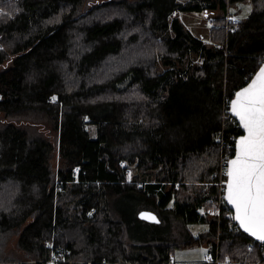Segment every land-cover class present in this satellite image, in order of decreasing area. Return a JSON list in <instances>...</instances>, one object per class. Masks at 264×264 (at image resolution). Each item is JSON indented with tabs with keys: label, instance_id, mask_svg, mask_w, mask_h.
<instances>
[{
	"label": "trees",
	"instance_id": "obj_1",
	"mask_svg": "<svg viewBox=\"0 0 264 264\" xmlns=\"http://www.w3.org/2000/svg\"><path fill=\"white\" fill-rule=\"evenodd\" d=\"M246 3L245 18L217 29ZM0 9V264H174V251L201 247L219 264H264V245L225 205L207 214L241 135L229 105L264 62V0ZM181 13L213 26L198 37ZM171 217L181 240L163 237ZM190 225L207 227L194 236Z\"/></svg>",
	"mask_w": 264,
	"mask_h": 264
},
{
	"label": "snow or ice",
	"instance_id": "obj_2",
	"mask_svg": "<svg viewBox=\"0 0 264 264\" xmlns=\"http://www.w3.org/2000/svg\"><path fill=\"white\" fill-rule=\"evenodd\" d=\"M230 109L246 135L236 141L235 158L228 161L226 199L235 208L233 219L264 244V67L247 87L235 93ZM141 217L156 219L149 213H141Z\"/></svg>",
	"mask_w": 264,
	"mask_h": 264
},
{
	"label": "rangeland",
	"instance_id": "obj_3",
	"mask_svg": "<svg viewBox=\"0 0 264 264\" xmlns=\"http://www.w3.org/2000/svg\"><path fill=\"white\" fill-rule=\"evenodd\" d=\"M249 5L248 3L242 4V5H236L232 7H228V10L230 13H236V16L234 17L236 20L245 18L249 13ZM241 8V10H240ZM240 10V11H239ZM233 11V12H232ZM237 17V18H236ZM206 18V17H205ZM204 17L201 15H195V14H178L177 19L179 22L184 26L185 29L190 31L192 34H195L196 36L204 37L206 33L209 32V30L212 28L211 22H206ZM203 39V38H201ZM94 136V135H92ZM129 173L134 174V171L131 170ZM210 212L213 216L217 215L216 208L210 209L207 211ZM209 215V214H208ZM166 220V219H165ZM176 218H170L167 219L166 222L161 223L162 224V230L163 231V237H165L169 242L175 241V240H181L183 238L182 233H174L173 230L179 229L177 225L179 223L176 221ZM158 226V224H157ZM206 225H190L187 226L188 231L192 233V235H196L206 229ZM136 231V229H135ZM177 232V231H176ZM139 237V236H138ZM205 250L206 254L208 253V250L206 248H194V249H187V250H176L173 253L172 261L178 263V264H185L190 262H196L198 263L200 260H202L205 256V253L201 250ZM77 264H81V262H78Z\"/></svg>",
	"mask_w": 264,
	"mask_h": 264
},
{
	"label": "built area",
	"instance_id": "obj_4",
	"mask_svg": "<svg viewBox=\"0 0 264 264\" xmlns=\"http://www.w3.org/2000/svg\"><path fill=\"white\" fill-rule=\"evenodd\" d=\"M0 13H1V9H0ZM236 22H238V20H236L233 16L231 17V16L227 15L225 17L224 24L218 25L217 29H219L220 26H225V27H228V29L230 30L231 28H229L228 25H232ZM230 105H231V103H230ZM230 105H229V110H230ZM231 142H233V145L229 146V147L233 151L235 139L234 138L231 139ZM229 160H230L229 155H225V156H222L220 158L219 166H218V172L216 175V181L213 184L215 186V189H216V200H217L216 212H217V214H218V212H220L222 207H224L223 205H225V207L227 208V206L225 204V198H226V186H227V168H228V161ZM120 166H122V164ZM208 214L212 215L210 212H208ZM248 250L249 251L252 250V247L248 246ZM50 262H51V264H54L57 262V259H54L52 257ZM81 264H87V263L81 262ZM203 264H219V261L217 260V258H215V259L204 258Z\"/></svg>",
	"mask_w": 264,
	"mask_h": 264
},
{
	"label": "water",
	"instance_id": "obj_5",
	"mask_svg": "<svg viewBox=\"0 0 264 264\" xmlns=\"http://www.w3.org/2000/svg\"><path fill=\"white\" fill-rule=\"evenodd\" d=\"M261 67H264V62L261 64L260 68H261ZM260 68L257 70V72L254 74V76L251 78V80L247 83V85H246L245 87H247V86L252 82V80L256 78V76L258 75V73H259V71H260ZM243 88H244V87H243ZM240 90H241V89H240ZM240 90H239V91H240ZM233 99H235V95H234V98H233ZM229 114H230V116L235 120V122L237 123V125L239 126V129H240V131H241V135H246V132H245L244 128L240 125L239 119H238L237 117H235V116L232 114L231 109L229 110ZM241 135H240V136H241ZM240 136H238V137L236 138V140H235L234 147H233V156L230 158V160L233 159V158H235V145H236V141L239 139ZM228 166H229V165H228ZM228 179H229V178H228V176H227V182H228ZM226 196H227V186H226ZM225 204H226L228 210L232 213V218H233V217L235 216V208H234V207H233V206L227 201L226 198H225ZM141 213H149V214H151V216H154L156 219H155V220H152L151 218H142V217H141ZM137 218H138L140 221H142V222H144V223H147V224H152V225H157V224H159V219H158V217H157L153 212H150V211H141V212L138 214ZM157 221H158V222H157ZM233 221H234V223L237 225L238 229H239L244 235H246L247 237H249L251 240H253V241H255V242L261 244L260 241H257L254 237H252V236H250L248 233L244 232V230L240 227L239 223H238L236 220L233 219ZM262 245H264V244H262Z\"/></svg>",
	"mask_w": 264,
	"mask_h": 264
},
{
	"label": "crops",
	"instance_id": "obj_6",
	"mask_svg": "<svg viewBox=\"0 0 264 264\" xmlns=\"http://www.w3.org/2000/svg\"><path fill=\"white\" fill-rule=\"evenodd\" d=\"M201 261V260H200ZM199 261V262H200ZM175 264H178V263H176V262H174ZM196 263V262H195ZM194 262H190V263H185V264H195Z\"/></svg>",
	"mask_w": 264,
	"mask_h": 264
}]
</instances>
